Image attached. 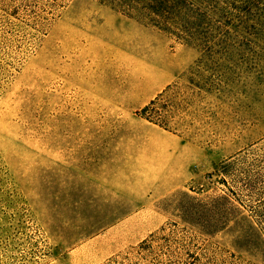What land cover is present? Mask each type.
I'll return each instance as SVG.
<instances>
[{
    "label": "rangeland",
    "instance_id": "1",
    "mask_svg": "<svg viewBox=\"0 0 264 264\" xmlns=\"http://www.w3.org/2000/svg\"><path fill=\"white\" fill-rule=\"evenodd\" d=\"M224 1L257 26L201 50L97 0L39 2L40 18L0 0V264H113L172 224L211 264H264L248 223L203 211L264 203V0ZM160 95L170 131L142 115Z\"/></svg>",
    "mask_w": 264,
    "mask_h": 264
},
{
    "label": "trees",
    "instance_id": "2",
    "mask_svg": "<svg viewBox=\"0 0 264 264\" xmlns=\"http://www.w3.org/2000/svg\"><path fill=\"white\" fill-rule=\"evenodd\" d=\"M33 1H36L38 7L33 11L34 15L32 17L40 18L39 2L47 3L49 0ZM97 1L110 5L117 12L130 19L151 25L165 33H171L186 46L200 48L201 50H204L207 46L202 42L207 39L209 33H248L246 31L247 28L257 26V23H251L249 20L239 16L234 17L233 13L237 12L241 6H233L224 0ZM249 23L253 24V26L249 27ZM162 96L160 95L145 106L142 109V115L147 121L170 131L167 125L152 117L154 111L155 116L159 117L155 106ZM244 161L240 168V174L246 180H254L259 176L257 161L254 159L251 162L248 160ZM230 170L231 172L227 170L223 173L222 182L225 185L228 183L227 179L233 181L235 178L234 171L236 169ZM247 190L249 189L246 187L242 191L245 192ZM250 193L252 194V192ZM247 197H249L247 201L246 199H238V197L235 199L241 208L237 207L227 196L210 198L206 202V207L212 210L210 212L213 214L212 219H222V221L235 219L237 222L248 223L249 227L246 230L240 228L241 235L239 237L247 239L246 244L249 247H247L246 251H250L251 254H259L264 260V251L256 246V243L264 244V227H260V224L257 225L258 220H261L264 225V203H255L256 201H253L251 195H247ZM195 230L200 235L215 236L224 231V227H200ZM195 240L196 236L193 235V229L180 228L175 224L161 227L141 240L121 260L113 258V264H211V261L205 259L197 252Z\"/></svg>",
    "mask_w": 264,
    "mask_h": 264
},
{
    "label": "snow or ice",
    "instance_id": "3",
    "mask_svg": "<svg viewBox=\"0 0 264 264\" xmlns=\"http://www.w3.org/2000/svg\"><path fill=\"white\" fill-rule=\"evenodd\" d=\"M203 211H205V212H207V213H210L212 210H211V209H208V208H206V209H204Z\"/></svg>",
    "mask_w": 264,
    "mask_h": 264
}]
</instances>
